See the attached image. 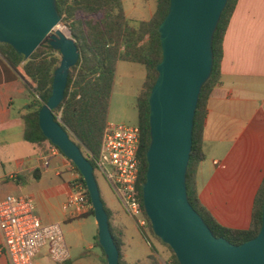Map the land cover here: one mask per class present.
Masks as SVG:
<instances>
[{
  "label": "water",
  "instance_id": "obj_1",
  "mask_svg": "<svg viewBox=\"0 0 264 264\" xmlns=\"http://www.w3.org/2000/svg\"><path fill=\"white\" fill-rule=\"evenodd\" d=\"M57 0H0V44L25 61L45 41L59 52L52 92L38 113L45 137L81 174L107 264L119 252L94 178V169L70 139L53 111L64 97L68 74L79 53L72 38L56 31ZM228 0H169L158 28L162 60L148 98L150 142L142 205L153 234L169 246L179 264H264V200L258 235L240 245L213 236L188 202L186 172L198 98L213 68L212 42Z\"/></svg>",
  "mask_w": 264,
  "mask_h": 264
},
{
  "label": "trees",
  "instance_id": "obj_2",
  "mask_svg": "<svg viewBox=\"0 0 264 264\" xmlns=\"http://www.w3.org/2000/svg\"><path fill=\"white\" fill-rule=\"evenodd\" d=\"M236 2L237 0H228L213 37L212 74L202 87L198 98L193 120L192 148L186 172V189L190 206L201 216L214 237L223 238L235 246L255 238L260 231L264 178L254 200L249 228L247 230H232L219 225L201 204L198 198L196 176L200 163L205 160L202 145L208 99L215 86L219 84L223 37ZM155 3L154 13L149 20L134 22L126 18L120 0L56 1L60 21L65 22L68 27L78 49L79 58L68 74L64 97L53 114L54 119L61 123L70 139L94 169L99 154L102 131L107 122L116 66L119 62H125L143 67L144 82L135 103L137 126L140 129V144L137 154L139 175L136 190L145 225L137 226L144 239L149 241V237H151L161 246L167 248L170 256L165 264H179L169 246L162 243L153 234L150 221L145 215L142 205V185L145 183L147 169L145 156L150 142L148 98L158 77L156 67L162 60L158 28L167 15L169 0H155ZM54 52L57 51L52 50L47 42V44H41L25 61L10 46L0 44V55L20 76L29 94V104L22 115L24 140L42 147L45 154L55 146L41 133L38 126V113L51 96L53 73L60 63V58L53 56ZM68 162L79 175L80 182L89 199L81 174L69 160ZM88 216H94L93 209L79 218ZM108 223L119 252V264H127L122 261L121 241L118 235L113 234L109 217ZM152 250L153 254L149 255L147 260L152 261L153 264L158 252L154 247ZM103 256L105 258L104 253ZM68 262L63 264H68ZM104 263L107 264L106 259ZM135 264L147 263L138 262Z\"/></svg>",
  "mask_w": 264,
  "mask_h": 264
},
{
  "label": "crops",
  "instance_id": "obj_3",
  "mask_svg": "<svg viewBox=\"0 0 264 264\" xmlns=\"http://www.w3.org/2000/svg\"><path fill=\"white\" fill-rule=\"evenodd\" d=\"M28 101L22 79L0 55V201L29 196L34 202L33 193L16 196L27 184L37 188L41 203L62 199L63 207L77 173L62 154L44 166V149L24 140L22 115ZM202 148L205 160L196 176L201 204L222 227L247 230L264 178V0L236 2L223 37L219 84L208 99ZM62 212L48 223L36 217L42 224L73 219ZM118 236L122 248L121 231ZM0 264H6L3 257Z\"/></svg>",
  "mask_w": 264,
  "mask_h": 264
},
{
  "label": "built area",
  "instance_id": "obj_4",
  "mask_svg": "<svg viewBox=\"0 0 264 264\" xmlns=\"http://www.w3.org/2000/svg\"><path fill=\"white\" fill-rule=\"evenodd\" d=\"M140 129L136 126L106 122L101 136L95 168L103 175L116 194L126 213L139 217L143 224L136 184L139 175L137 157ZM61 154L51 147L44 155L43 165L51 157ZM62 210L70 218L81 217L92 210L86 191L76 174L69 182V193ZM0 257L6 264H38L36 258L46 250L50 264L69 260V251L59 224H42L34 214V203L29 196H7L0 201Z\"/></svg>",
  "mask_w": 264,
  "mask_h": 264
},
{
  "label": "rangeland",
  "instance_id": "obj_5",
  "mask_svg": "<svg viewBox=\"0 0 264 264\" xmlns=\"http://www.w3.org/2000/svg\"><path fill=\"white\" fill-rule=\"evenodd\" d=\"M120 1L126 18L134 22L149 20L156 6L155 0ZM57 27L61 28L65 35L72 38L65 22L60 21ZM42 44H47V41ZM53 56L61 58L58 52H54ZM143 82L144 69L142 66L125 62H119L117 64L106 118L108 123L125 126L137 125L135 103ZM28 104L25 105V108ZM68 167L71 172L76 173L71 164ZM93 173L101 201L110 220L112 232L115 236L118 235L116 232L119 233V231L123 234V247L121 248L123 255L122 261H125L127 264H135L138 262L152 264V261H148L147 257L153 254L152 249L154 247L158 254L155 255V263L153 264H165L170 256L167 248L161 246L151 237H149V241L144 239L137 226L143 227L145 225L144 219L143 224L140 225L137 223L140 220L139 217L135 219L130 217L103 175L95 167ZM67 178V175L63 176L64 180ZM31 182L29 180V183ZM35 189L37 188H30L26 184L23 186L22 192L16 196L27 193L35 194V203L33 202L34 214L35 216L39 215L45 223L50 222L48 220L50 216L57 217L60 215L59 217L61 218L63 213L61 210L63 200L45 198V203L43 204L41 203L42 200H38V194ZM45 214H48L49 217H45ZM112 220L118 225V230L114 228ZM59 225L69 251L68 264H105V258L98 244V228L94 216L85 218L74 217L68 221L60 219ZM45 252L46 250L43 249L41 255H44ZM36 261L38 264H50L46 255L37 257Z\"/></svg>",
  "mask_w": 264,
  "mask_h": 264
},
{
  "label": "bare ground",
  "instance_id": "obj_6",
  "mask_svg": "<svg viewBox=\"0 0 264 264\" xmlns=\"http://www.w3.org/2000/svg\"><path fill=\"white\" fill-rule=\"evenodd\" d=\"M55 30H56V31H60L62 34L65 35L64 31H63L61 28H58V27H57Z\"/></svg>",
  "mask_w": 264,
  "mask_h": 264
}]
</instances>
